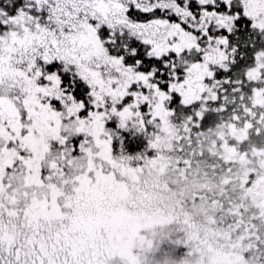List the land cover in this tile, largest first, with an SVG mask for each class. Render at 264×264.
I'll list each match as a JSON object with an SVG mask.
<instances>
[{"label": "snow or ice", "instance_id": "obj_1", "mask_svg": "<svg viewBox=\"0 0 264 264\" xmlns=\"http://www.w3.org/2000/svg\"><path fill=\"white\" fill-rule=\"evenodd\" d=\"M0 264H264V0H0Z\"/></svg>", "mask_w": 264, "mask_h": 264}]
</instances>
